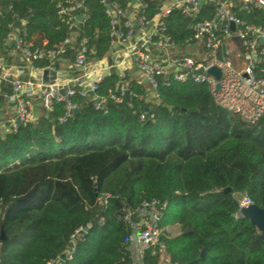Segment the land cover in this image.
Listing matches in <instances>:
<instances>
[{
  "label": "trees",
  "instance_id": "obj_1",
  "mask_svg": "<svg viewBox=\"0 0 264 264\" xmlns=\"http://www.w3.org/2000/svg\"><path fill=\"white\" fill-rule=\"evenodd\" d=\"M77 1L84 20L70 28L57 14L69 0H0L1 49L24 21L20 35L34 47L51 48L76 33L73 52L85 40L89 60L105 58L111 40L103 0ZM107 1L123 10L131 3ZM143 2L150 19L161 1ZM239 17L264 25L260 11ZM211 18L207 4L194 21L173 10L165 25L183 45L192 40L190 24ZM121 81L112 70L97 86L102 109L91 97L75 96L78 113L65 122L58 121L65 105L57 103L0 137V264H130L137 218H125L152 201L166 204L159 227L169 262L264 264V241L248 219L237 217L234 199L244 195L264 211V118L245 124L217 106L206 85L164 86L162 79L150 102L149 92L131 83L134 97L118 104L112 97L120 95ZM145 258L158 264L149 252Z\"/></svg>",
  "mask_w": 264,
  "mask_h": 264
},
{
  "label": "built area",
  "instance_id": "obj_2",
  "mask_svg": "<svg viewBox=\"0 0 264 264\" xmlns=\"http://www.w3.org/2000/svg\"><path fill=\"white\" fill-rule=\"evenodd\" d=\"M143 1L130 3V8H137L134 16L128 9L123 10L111 1L103 0L101 3L110 27L111 46L120 48L122 62L130 63L140 71L149 93H154L159 79H162L164 86H169L171 82L204 84L217 106L243 123L254 125L264 118V25H251L239 17L240 14L256 10L262 13L264 20V0H204L202 8L200 0H159L161 5L155 6L150 19L146 16L148 6ZM207 4L212 8V18L190 24L192 40L183 45L176 44L165 25L166 18L173 10H179L186 19L194 21ZM80 10H84L83 2L69 0V6L59 7L57 14L73 28L75 14ZM19 22L24 28L25 22ZM4 42L5 45L12 43V49L22 57L23 64L6 68L0 61V85L10 90V96L7 97L2 91L0 96L9 98L14 105L13 112L2 123L7 133L16 132L19 124L35 122L34 99L39 101L45 114L52 112L54 104H64L65 112L58 120L60 123L77 110V105L70 101L72 97H91L95 109L103 108L104 101L95 92L109 75L108 66L94 67L79 79L55 80L51 83L42 80L45 69L34 66L35 62L42 60L49 61L53 66L69 50V38L51 48H44L45 42L40 48L34 47L24 34L11 36L9 33ZM89 54L90 50L83 40L75 51L73 66L79 69L87 67ZM211 68L220 72L219 80L208 74ZM126 92L128 97H134L128 89L120 88V95L112 99L120 104ZM141 119H144V115ZM150 119H153V115H150ZM249 205L245 196L244 204H239L237 217H242V209ZM165 207V203L157 201L144 202L134 213L126 216L125 219L129 221L133 216L137 218V222L131 224L133 232L128 247L130 264H149L145 258L148 252L150 257H158V264H177L166 259L165 247L160 240L162 230L159 223Z\"/></svg>",
  "mask_w": 264,
  "mask_h": 264
},
{
  "label": "crops",
  "instance_id": "obj_3",
  "mask_svg": "<svg viewBox=\"0 0 264 264\" xmlns=\"http://www.w3.org/2000/svg\"><path fill=\"white\" fill-rule=\"evenodd\" d=\"M132 3V2H131ZM129 13H131L133 16L136 15L137 13V8L136 6H133L132 8L128 9ZM82 20L80 21V18ZM84 20V17L81 14H75V23L74 25L76 26L77 23H82ZM20 23V22H19ZM23 29V25L17 28L16 24L14 28L11 31V36H17L20 34L21 30ZM76 38V33H72L71 37L69 38L70 40V47L69 50H67L63 56H61L53 66L45 68V70H49V74L46 77L48 81L51 80V82L57 80V81H66V80H75L79 79L84 73H89L94 67L97 66H108L109 69V74L113 70L118 74L119 77L123 78V81L120 82V86H123L122 88L127 89V86H130L131 83L141 85L144 88L146 86L145 80L142 78V75L140 71L134 67L130 63L122 62L121 58V52L120 48L118 47H110L109 52L107 56L101 60H89L87 67L84 69H79L73 66L74 62V55L75 51L78 49V47L75 49L73 52V44H74V39ZM44 43V42H43ZM69 56V57H66ZM0 61L5 65L6 68H16L22 66V57L14 52L12 49V43H8L7 47L0 50ZM29 69H27L28 71ZM52 72L54 75H52ZM25 79H27V76H25ZM4 89L2 92H5L8 96L10 94L8 93L10 90L7 86H3ZM148 90V87L146 88ZM3 98L0 96V137H3L5 134H8L5 127H3V121L9 116L10 113L13 112L14 108H10V105H13L9 98ZM154 97V96H153ZM152 98V97H151ZM148 101V99L146 98ZM32 103L34 104V120L37 121L43 114H44V109L42 108L41 104L39 103L38 100H32ZM177 230V227H172L171 230Z\"/></svg>",
  "mask_w": 264,
  "mask_h": 264
},
{
  "label": "water",
  "instance_id": "obj_4",
  "mask_svg": "<svg viewBox=\"0 0 264 264\" xmlns=\"http://www.w3.org/2000/svg\"><path fill=\"white\" fill-rule=\"evenodd\" d=\"M131 2L133 4L134 0H132ZM203 5H204V0H200V8H202ZM79 18H80V21H81L82 18L81 17H79ZM16 27L17 28L20 27V23L19 22L16 23ZM231 29L234 30L233 25H231ZM49 73H50L49 70H44L43 71L42 80H43L44 83H51V80L48 81L46 79V77L48 76ZM208 74L214 76L216 80L220 79V72L216 68L209 69L208 70ZM52 75H54L53 72H52ZM120 85L121 84H119V86ZM218 88L219 87L216 86L217 90H218ZM8 93L10 94V91ZM125 96H126V98H128L127 92H126ZM97 102L99 103L100 100H97ZM77 113H78V111L74 110L72 116L74 117ZM241 212H242L243 217H245L246 219L249 220L251 226H253V227H255L257 229V231L260 234V238L264 241V211L259 209L258 207L254 206V205H249V206L243 208ZM84 231H87V229L85 228ZM133 239H135L134 236H133ZM1 240H3L2 236H1ZM64 259H65V256L62 255L61 256V260H64Z\"/></svg>",
  "mask_w": 264,
  "mask_h": 264
},
{
  "label": "rangeland",
  "instance_id": "obj_5",
  "mask_svg": "<svg viewBox=\"0 0 264 264\" xmlns=\"http://www.w3.org/2000/svg\"><path fill=\"white\" fill-rule=\"evenodd\" d=\"M146 88H147V87H145V89H146ZM153 96H154V93H153V92L148 93V95H147L148 102H150L151 97H153ZM9 107L12 109V108H14V105H10ZM170 232H171V234L173 235V234H176V233H177V230L173 229V230H171Z\"/></svg>",
  "mask_w": 264,
  "mask_h": 264
},
{
  "label": "bare ground",
  "instance_id": "obj_6",
  "mask_svg": "<svg viewBox=\"0 0 264 264\" xmlns=\"http://www.w3.org/2000/svg\"><path fill=\"white\" fill-rule=\"evenodd\" d=\"M234 199L238 202V204H244L245 196L244 195H235Z\"/></svg>",
  "mask_w": 264,
  "mask_h": 264
}]
</instances>
